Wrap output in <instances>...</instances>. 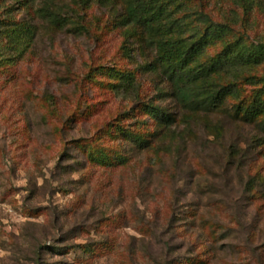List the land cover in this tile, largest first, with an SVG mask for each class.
Returning <instances> with one entry per match:
<instances>
[{
	"label": "rangeland",
	"instance_id": "rangeland-1",
	"mask_svg": "<svg viewBox=\"0 0 264 264\" xmlns=\"http://www.w3.org/2000/svg\"><path fill=\"white\" fill-rule=\"evenodd\" d=\"M262 41L264 0H0V264H264Z\"/></svg>",
	"mask_w": 264,
	"mask_h": 264
},
{
	"label": "trees",
	"instance_id": "trees-1",
	"mask_svg": "<svg viewBox=\"0 0 264 264\" xmlns=\"http://www.w3.org/2000/svg\"><path fill=\"white\" fill-rule=\"evenodd\" d=\"M85 1V0H83ZM243 9L245 10V12L249 13V8L251 6V0H241ZM208 16V15H207ZM130 20L131 17L129 16ZM210 18V17H209ZM211 19V18H210ZM133 21V20H131ZM139 21V20H136ZM170 42H164L162 44L159 45V52L162 53V55L164 57H168L171 59H181L179 60L180 65H182V62L184 59V55L185 54H179L177 49H174L173 46L170 45ZM240 55L243 58H249L252 61H261L262 58L264 57V41L258 43V44H253V46H244L241 47V49L239 50ZM186 59V58H185ZM129 74H125L124 78L129 77ZM171 78H174V83L173 86L175 87V90L179 89L181 87V84L184 80L183 75H178L177 74V69L173 70V75L171 76ZM176 93V91H175ZM152 110L156 113L159 114L161 117V120L164 122H172L173 121V116L171 114L168 113H163L159 107H152Z\"/></svg>",
	"mask_w": 264,
	"mask_h": 264
}]
</instances>
